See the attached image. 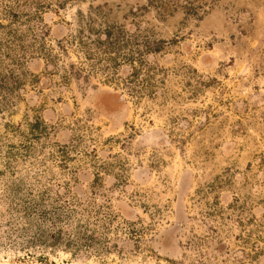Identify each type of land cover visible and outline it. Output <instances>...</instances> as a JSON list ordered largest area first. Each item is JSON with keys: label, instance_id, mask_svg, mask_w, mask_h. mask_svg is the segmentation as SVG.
<instances>
[{"label": "rangeland", "instance_id": "374dc122", "mask_svg": "<svg viewBox=\"0 0 264 264\" xmlns=\"http://www.w3.org/2000/svg\"><path fill=\"white\" fill-rule=\"evenodd\" d=\"M107 32L142 47L150 80L144 91L139 75L130 90L117 87L132 105L128 128L172 132L188 108L207 113L202 141L190 144L197 150L202 142L200 165L185 145V160L168 174L185 165L188 183L205 179L212 190L191 191L179 198L182 207L157 171L142 189L127 177L125 194L115 163L124 157L122 132L108 143L103 121L88 124L61 92L68 68L89 71ZM118 65L126 67L110 80L96 78L112 87L130 70L125 60ZM179 80L208 83L190 101ZM114 207L143 218L141 239ZM56 208L60 222L48 230ZM152 214L160 225L149 233ZM176 222L183 226L175 250L157 252L149 238L171 233ZM10 225L21 239L12 246L0 238V264H264V0H0V237ZM42 227L69 232L74 243L26 246L21 235Z\"/></svg>", "mask_w": 264, "mask_h": 264}, {"label": "flooded vegetation", "instance_id": "af4514ba", "mask_svg": "<svg viewBox=\"0 0 264 264\" xmlns=\"http://www.w3.org/2000/svg\"><path fill=\"white\" fill-rule=\"evenodd\" d=\"M107 33H104V40L100 39L97 43L100 44V42H102L103 44H96L95 48L100 49L103 52L102 54H99L98 52L94 53L93 58L89 61V71L83 70L79 66V68L73 66L68 68L67 71L70 74L67 73V75L69 74V77L64 78L63 82L65 86H61V92L67 91L68 94L71 95L77 113L80 114L81 118H84L83 115L86 116L88 124L103 121L105 131L112 132L111 136L106 140L108 143H112L116 134L122 132L121 135H123V138L118 146L120 145L119 147L124 157L122 162L116 160L115 163L118 167L117 177L122 178L120 183L125 186V194L128 185L127 177H129L132 183H135L137 187L142 189L144 185L149 184L152 181L153 171H157L162 175V185L165 186L166 184V187H169L168 189H171V192H173V202L175 206H180L181 200H179V198H184L190 195L191 191L195 190L194 193L192 192L193 196H202L207 191H211V188H207L205 179L202 180L203 184L201 186L194 187L191 183H188L187 176L189 174L191 175V173H189L191 172V169L185 165L178 170L173 179H170L168 174L170 167H172V169L174 168L175 161L180 159L185 160L184 158L187 154L185 151V145L188 147L190 154L191 152L192 154L198 153L202 142L197 150L191 148L192 145L190 146V144L193 142L194 138L201 139L202 141V133L205 131L206 126L210 125L207 113L202 112L199 117H196L192 110L188 108L186 111L187 115L183 120H179L180 122H177L176 120L173 121V126H170L172 132H167L154 126L149 129L142 128L140 131L136 132L128 128V123L133 114L132 105L130 104L128 97L121 90H118L117 87L120 86L121 89L125 87V89L130 90L131 80L138 79L133 76L137 77L139 75V78L142 76L140 80L142 81V91H144L147 85H150L148 82L150 80H143L145 66L143 65V51L140 49L142 47L137 46L135 49L129 48L127 39L121 32ZM154 47L157 49V46ZM127 48L131 50L128 55L124 53ZM155 53H158V50H155ZM155 53L153 52L151 54ZM120 60H125L130 64L128 75L123 76V72L121 73L120 71L116 78L113 77L114 82H116L112 87L107 86L101 80L96 78L95 75L100 73L104 74V77L102 78L103 80H110L112 78L110 73L113 72L115 68L120 69L126 67L125 65L119 67L120 65H118V63ZM199 64L203 67H208L206 61H202ZM163 81L164 80H162V82ZM179 81L182 83V88L186 91L190 101H197V97L201 95V89L205 88V85L208 83V80ZM144 94L147 95L148 93ZM240 107L242 106H240L238 102H234L233 108L235 111H239ZM64 108L65 107H63L62 110ZM70 111L73 110L71 109ZM140 116L142 115L140 114ZM192 119L194 120L192 121ZM169 120H172L170 116ZM131 126L133 127V124ZM99 136L101 137V134ZM164 152H166L167 158L162 155ZM99 156H101V154H99ZM195 158H197L196 160L198 161L195 162V165H200L201 155L198 153V156H195ZM195 158H193V160ZM199 170L202 174H206L205 167L203 170L202 167L199 168ZM196 176L200 177L194 172V179ZM156 198L157 197H155V199ZM115 210L117 211L116 215L120 218H124L123 220H125V223L133 226L137 225V228L135 227V233L139 235L134 237L135 239H141L142 235H145V228L141 225L143 224V218L138 216L136 210L132 209L130 211H124L119 208H115ZM154 213L159 214L158 212ZM155 214H152V218H156L157 222L155 221L153 223L154 225L152 226V230L148 231L149 233L154 232L153 228H158L160 225V215L157 216ZM181 226H183V224L176 222V229L171 233L163 236L160 235L158 231L157 233L159 236H152L151 239L149 238L148 242H152L154 249L157 252L161 247H166L167 245L166 249H169L170 246L171 249L175 250L172 246L175 244L172 242L176 243L178 238L177 235L179 233L177 228L182 229ZM163 238H165L164 241ZM187 259L189 260L190 258L187 257Z\"/></svg>", "mask_w": 264, "mask_h": 264}, {"label": "trees", "instance_id": "16d2710c", "mask_svg": "<svg viewBox=\"0 0 264 264\" xmlns=\"http://www.w3.org/2000/svg\"><path fill=\"white\" fill-rule=\"evenodd\" d=\"M54 211H56L60 215H57V218L55 216L46 218V221L44 223L49 222L50 224H53V226L48 227V230H54L55 224L60 222L59 219L62 216L61 210L56 208L54 209ZM25 212L27 213L28 211L25 210ZM47 215L48 213L46 214V216ZM13 234H14V228L10 225L9 228L4 232V234L2 233V236L0 238L7 241L10 245L14 246L18 242L17 240H20L21 237L20 236L14 237ZM21 236L24 241V244L26 246L30 245L32 247L45 246V247L51 248V247L61 246L62 243L63 245H65V247H70L74 243L73 241L69 240L70 238L69 232L63 233L62 229L58 230L57 232H54L53 235H49L47 234V231L45 230V228L42 227V228H38L35 234H31L28 236V233H27ZM84 239L85 241L90 240L88 237H84Z\"/></svg>", "mask_w": 264, "mask_h": 264}]
</instances>
